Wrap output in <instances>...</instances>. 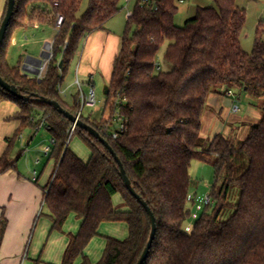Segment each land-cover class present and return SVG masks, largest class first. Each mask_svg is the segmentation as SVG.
<instances>
[{"label": "trees", "instance_id": "1", "mask_svg": "<svg viewBox=\"0 0 264 264\" xmlns=\"http://www.w3.org/2000/svg\"><path fill=\"white\" fill-rule=\"evenodd\" d=\"M178 0H137L127 20L109 84V119L83 120L106 139L121 159L137 194L157 220V233L145 264H264V102L261 121L244 140L222 134L202 137V115L211 95L232 89L264 98V41L258 38L252 54L242 49L247 15L237 0H213L215 8L198 7L183 26L175 24ZM82 0H16V7L0 52V75L25 96L57 101L74 116L81 110L79 95L68 104L59 92L83 38L106 30L122 8L120 0H90L79 16ZM7 6L2 19L5 18ZM58 16L64 17L60 28ZM1 22V23H2ZM53 24V59L41 82L23 75L7 61L10 37L28 25ZM1 26V25H0ZM135 28L132 36L129 31ZM261 27L259 28V30ZM170 70L158 63L161 49ZM63 61L62 69L58 68ZM234 96V94H232ZM0 101L18 107L14 119L23 127L49 129L55 167L45 188L44 203L53 231L62 232L71 216L82 221L69 235L61 264H91L85 250L106 223H125L128 238L106 237L97 264H137L152 231L149 215L130 194L119 166L102 143L48 105L24 102L0 87ZM111 107V108H110ZM111 109V110H110ZM126 130L117 139L111 130L116 116ZM79 136L91 156L84 162L70 149ZM18 135L0 159V175L16 170ZM194 161L214 167L211 203L186 231L192 211L188 197L196 182L190 175ZM120 195L123 203L114 205ZM0 223V245L6 230Z\"/></svg>", "mask_w": 264, "mask_h": 264}, {"label": "rangeland", "instance_id": "2", "mask_svg": "<svg viewBox=\"0 0 264 264\" xmlns=\"http://www.w3.org/2000/svg\"><path fill=\"white\" fill-rule=\"evenodd\" d=\"M4 1V3L6 4L7 0ZM89 3L90 0H82L80 11L78 14L79 16H82L86 13L89 8ZM136 3L137 0H120V6L122 10L118 15H116L107 23L106 29L112 34H115L119 38H121L128 30L127 20L130 16V13H132V11L134 10ZM177 6L178 13L175 17V24L181 27L185 24L187 19H189L188 17L189 15H191V12H194L196 8L198 9V7L204 6L215 7V3L213 0H188L184 3H180L179 1H177ZM237 7L240 10H244L247 15L246 26L244 28L241 39L242 49L246 53L252 54L259 31L261 32L260 37L264 41V0H237ZM260 27L261 29L259 30ZM56 30L57 29L53 24L33 25L27 30L23 28L17 29L10 37V42L8 44V64L12 67H16L20 62L25 63L29 57L41 59L42 52L45 51L46 45L49 43H53L57 32ZM134 32L135 28H132L129 31V35L132 36ZM15 37L17 38L16 41H14L13 39ZM82 48L83 45L81 42L80 47L69 66V70L67 71L64 82L62 84V90L66 91V97H63L68 104L73 103V98L78 94L79 91V88L75 83L77 74L79 75V79L82 83L83 91L87 93L89 90L87 81L90 77L88 74L89 72L87 73V71L95 65H93L92 63L91 65L80 61ZM165 49L166 46L161 49L158 57V63L163 67V69L170 70L171 66L166 65L163 60ZM96 70L98 73L96 72L95 74V90L97 94L98 104L94 108L85 107L82 114L85 118H90L92 121L101 122L104 118L105 120L109 119V116L111 115L109 109L106 108L107 96L105 95V89L106 87H109V84L101 78L102 70L98 68H96ZM232 91L234 96L226 95L223 98V113L222 115L220 114V116L217 115V117L219 118L218 121L220 122L218 130L219 134H222L225 137H233L238 140H244L241 135L243 130L246 129L245 126H250L251 130V128L257 123H246V121L244 123L242 122L244 120H247V118H257V114L261 113L263 115L262 105L264 102V98L255 99L252 97H246L241 94L238 89H232ZM235 107H238L237 112H235L234 110ZM212 124H215L214 121L209 125V131L211 130ZM119 125V118L116 117V119L113 120V126L111 130L115 131L119 128ZM42 126L43 127L40 130V133L37 134L38 136H34V129H28L29 131L24 132V138H21L20 140L18 139L19 144L16 145L13 156L15 157L16 153L17 155L21 156L18 162V169H20V171L33 173L34 170H37L39 173L44 172V174L49 177V172H51V167L55 165V161L51 160V156H45L42 153V148L45 145L53 148V144L51 136L49 135V133H46L47 126L45 124H43ZM229 127L233 129L230 136L228 132ZM33 131V140H31V137L29 138V140H27L29 134ZM245 131H247V129ZM72 134L73 133H71V135ZM42 135L46 137V142L42 140ZM204 140L207 143V138H204ZM69 146L70 149L84 161L89 160L91 156L90 149L79 136H72ZM38 159L41 160V164H37ZM190 175L197 184L192 188V196H195L199 200L205 199L207 196H209L211 194L215 180L214 167L209 164L194 161L190 169ZM114 202L116 205H120L122 203L121 196H115ZM188 209L193 213H198V216L202 215L204 211L203 209L202 211L198 212L191 204L188 205ZM77 220L78 219L75 216L70 218L65 226V230L58 233L63 235L67 233L69 229L76 226ZM187 224L189 226L192 225L190 219H188ZM128 235V226L125 223H106L101 226L100 235L92 240V242L85 250L84 256L88 258L91 264H97L103 256L106 237L125 240L128 238ZM75 264H83V257H79L76 260Z\"/></svg>", "mask_w": 264, "mask_h": 264}, {"label": "crops", "instance_id": "3", "mask_svg": "<svg viewBox=\"0 0 264 264\" xmlns=\"http://www.w3.org/2000/svg\"><path fill=\"white\" fill-rule=\"evenodd\" d=\"M4 2V0H0V25L7 6V3L5 4ZM196 13L197 8L194 12H191V15H189L188 18H194ZM31 26L33 25H28L23 29L27 30ZM13 39L16 41L17 38L15 37ZM121 42L122 37L119 38L107 29L90 33L83 38V48L80 54V61L95 65L87 71V73L89 72L88 74L90 77L87 81V85L89 84L90 79L93 78L94 86L96 87V68L102 70L101 78L105 80L106 83L110 84L114 62L120 53ZM43 55L44 52H42V57ZM37 60L39 59L29 57L25 63L20 62L16 68L21 69L23 75L34 77L32 74L33 71H27L26 66L30 65L35 68L37 66L35 63ZM76 78L79 79L78 74L76 75ZM243 95L249 97L247 94ZM225 96L226 95H211L209 97L207 107L202 115L203 138L212 139L219 134L218 126L220 122L218 121L219 118L217 115L220 116V114L222 115L223 113L224 107L222 102ZM17 112L18 107L15 104L0 101V159L6 153L10 142L16 135H18V139L20 140L21 138H24V132L29 131L28 129H34V136L40 133V130L42 129V127L37 129L23 127L20 122L14 119ZM256 116L257 118H247V120H244L242 123L245 121L246 123H259L262 114L260 113ZM213 121L215 124H212L211 130L209 131V125ZM245 127L247 131H245L246 129L243 130L241 135L243 139H245L250 132V126ZM228 129L230 136L233 129L230 127ZM34 131L29 134L27 140H29L30 137L31 140H33L32 134ZM46 133H49L50 135L48 129ZM42 138V140L46 142V137L44 135H42ZM19 140L17 141V145L19 144ZM48 147L50 146L45 145L42 148V153L45 156H49L45 153V149ZM50 148L52 149V147ZM37 164H41V160L38 159ZM54 167L55 165L51 167L49 177H47L44 172L39 173L37 170H34L33 173L20 171L18 165L16 170L0 175V223L4 218L7 222L4 238L0 245V264H61L64 251L69 243L68 236L76 235L79 232L82 224V221L79 219L76 221V226L69 229L67 233L64 232V235L59 234L58 231L52 230L53 223L51 219L48 218L50 212L45 206L44 197L45 188L49 183ZM114 198L115 196L113 197V202ZM114 205H116L115 202ZM72 217L73 216L70 218ZM65 226L63 230H65Z\"/></svg>", "mask_w": 264, "mask_h": 264}, {"label": "water", "instance_id": "4", "mask_svg": "<svg viewBox=\"0 0 264 264\" xmlns=\"http://www.w3.org/2000/svg\"><path fill=\"white\" fill-rule=\"evenodd\" d=\"M257 1V0H254ZM15 7H16V0H8L7 1V12L5 15V18L3 20V22L1 23L0 26V52L3 46V43L6 39V35L8 32V28L10 26L11 20L13 18L14 12H15ZM43 57L42 59L37 60L38 61V65L35 67V71L32 73L34 76H37L39 74V66L42 64L43 62ZM63 67V61H60L58 68L62 69ZM0 87L6 91L7 93L13 95L14 97L24 101V102H33V103H39V104H43V105H48L50 107H52L54 110H56L60 115L64 116L65 118H67L73 125H76L77 128H79L82 131L87 132L89 135L93 136L94 138H96L97 140H99L102 145L109 151V153L112 155V157L115 159V161L117 162L118 166H119V171H120V176L125 184V187L127 188V190L130 192V194L141 204V206L145 209V211L147 212V214L149 215L150 221H151V225H152V231H151V235L148 241V244L142 254V256L140 257L139 261L137 264H145V262L148 259L150 250L153 246L154 240L156 238V233H157V220L156 217L153 213V211L150 209V207L148 206V204L140 197V195L137 194L136 190L134 189L131 180L129 179L126 170L124 168V165L121 161V159L117 156V154L115 153V151L113 150V148L111 147V145L109 144V142L104 139L101 134L92 126L88 125L87 123H85L83 120H81V117L79 116H74L72 115L70 112L66 111L59 102L54 101V100H50L44 97H40L38 95H31V96H25L22 93V90L14 85H11L9 83H7L2 76L0 75ZM109 94V88L106 87L105 89V95L107 96Z\"/></svg>", "mask_w": 264, "mask_h": 264}, {"label": "built area", "instance_id": "5", "mask_svg": "<svg viewBox=\"0 0 264 264\" xmlns=\"http://www.w3.org/2000/svg\"><path fill=\"white\" fill-rule=\"evenodd\" d=\"M150 0H143V2L145 3H148ZM180 3H184L188 0H178ZM64 22V17L63 16H58L57 18V27L60 28L62 26ZM44 55H45V58H43V62L42 64L39 66V74L37 76H34L35 78L38 79L39 82H41L47 72V69H48V65L50 63V61L53 59V56H54V52H53V43H49L46 45V48H45V51H44ZM26 69L27 71H31L34 69L33 66H30V65H27L26 66ZM29 76V75H28ZM76 85L77 87L79 88V91H78V95H79V99H80V103H81V110H80V113L78 114L79 117H81L82 115V112H83V109L85 107H88V108H94L97 104H98V101H97V94H96V90H95V86H94V82H93V78L90 79L89 81V90L87 93H85L83 91V87H82V83L80 82V80L78 78H76ZM59 92L62 96H65L66 97V91H63L62 90V85L59 86ZM232 92H228L227 95L228 96H232ZM235 112L238 111V107H235ZM118 117V115L116 116ZM120 125H119V128L116 129L114 132H113V138L114 139H117L122 133L125 132L126 130V126L124 124V122L122 120H120ZM43 127V126H41ZM76 125H73V128H72V133L75 132L76 130ZM48 129V128H47ZM49 130V129H48ZM52 144H54V141L52 140ZM51 152V148L48 147L45 149V153L47 155H49ZM188 202L190 203H193V207L198 211H202L205 206L209 205L211 203V199L209 196H207L205 199H197L195 196H192L190 195L188 197ZM198 213H193L191 214V217H190V220H191V224L193 225V223L198 219ZM191 230V226H187L186 228V231L189 232Z\"/></svg>", "mask_w": 264, "mask_h": 264}, {"label": "bare ground", "instance_id": "6", "mask_svg": "<svg viewBox=\"0 0 264 264\" xmlns=\"http://www.w3.org/2000/svg\"><path fill=\"white\" fill-rule=\"evenodd\" d=\"M44 57H45V55H44ZM36 63V65H38L39 63H38V61L37 62H35ZM33 72L35 71V68L32 70Z\"/></svg>", "mask_w": 264, "mask_h": 264}]
</instances>
